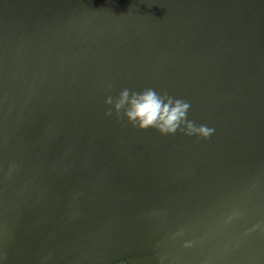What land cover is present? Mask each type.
Instances as JSON below:
<instances>
[{"label": "water", "instance_id": "95a60500", "mask_svg": "<svg viewBox=\"0 0 264 264\" xmlns=\"http://www.w3.org/2000/svg\"><path fill=\"white\" fill-rule=\"evenodd\" d=\"M0 264H264V0H0Z\"/></svg>", "mask_w": 264, "mask_h": 264}, {"label": "clouds", "instance_id": "9594fccd", "mask_svg": "<svg viewBox=\"0 0 264 264\" xmlns=\"http://www.w3.org/2000/svg\"><path fill=\"white\" fill-rule=\"evenodd\" d=\"M104 102L111 106L106 115L110 116L114 112L117 119L123 117L127 123L139 129L151 127L162 134H174L179 130L205 137L213 131L204 125L196 126L187 119L188 102L167 93H158L152 88L141 91L125 88L118 96H108Z\"/></svg>", "mask_w": 264, "mask_h": 264}]
</instances>
